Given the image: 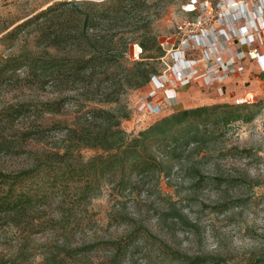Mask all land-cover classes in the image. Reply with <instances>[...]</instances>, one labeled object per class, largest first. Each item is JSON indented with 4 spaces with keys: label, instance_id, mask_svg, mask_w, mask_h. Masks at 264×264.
<instances>
[{
    "label": "rangeland",
    "instance_id": "374dc122",
    "mask_svg": "<svg viewBox=\"0 0 264 264\" xmlns=\"http://www.w3.org/2000/svg\"><path fill=\"white\" fill-rule=\"evenodd\" d=\"M72 1L99 3L108 0H0V56L34 50L37 31L22 33L15 43L7 39L8 34L51 6ZM159 1L161 8L167 7L162 9V16L155 21L152 31L167 53L162 61L149 60L147 63L154 67L158 75L166 77V87L156 90L150 84L140 92L127 85L112 89L130 116L122 123L126 133L135 136L156 121L184 108L231 104L247 97L256 100L258 106L245 112L243 120L234 123L225 137L210 147L208 159H203V154L186 156L181 164H173L170 176L162 177L159 184H139L131 192L113 191V187L108 186L88 202L84 201L74 185L69 189L59 187L53 205L40 220L30 215L20 224L0 222V264H57L51 253H56L57 247L65 244L66 236L70 239L68 242L80 245L94 240H117L137 229H147L157 239L150 242L138 240L124 264H180L162 256L159 240L183 255L220 257L225 264H259V257L264 255V204L260 201L264 196V57L260 62H253L247 56L245 72L230 75L225 82L215 83L214 86L211 82L203 85L200 81L184 85L186 82L181 83V80L185 76H179L182 71L190 69L208 74L225 54L230 57L233 50H242L248 55L247 51L255 49L248 43L253 37L260 39V34L264 33V23L261 21L264 11L256 6V15L242 23L241 17H237L242 13L239 9L242 10L244 2L249 0L223 2L220 10L213 6L217 0H211L213 3L202 10L209 21L201 26L197 23L199 12L196 11L195 15L184 12L183 7L189 0ZM220 14L225 19L222 15L219 17ZM229 15L233 20L224 22ZM258 20L261 22L259 31L254 24ZM179 24L182 28L180 32L177 29ZM242 27L249 32H244ZM120 29L125 37L132 33V28ZM214 29L227 30L229 37L225 39L218 34L209 39ZM197 34L205 42L200 47L198 43L196 47L193 46L194 37L191 36ZM219 42H223L224 47L216 46ZM136 45H132L127 58L129 67H133V63L143 62L142 58L146 57L145 54H135ZM207 49L210 54L203 59ZM259 53L264 55V46L259 48ZM181 60L194 62L190 69H180L177 73V69H174ZM197 72H192L190 78ZM26 76L25 71L19 73L20 78ZM66 90L61 93L51 84L34 87L22 82L4 85L0 89V145L11 147L15 153L0 155V170L18 172L28 168L33 162V152L52 149L60 144L68 128L79 123L82 114L78 113V103L84 107H116L99 104L102 97L98 91L84 90L77 88V85L69 86ZM151 90L156 92L152 93L150 101L160 105L157 114L143 109L137 102L141 94L149 97ZM69 96L73 97L72 104L61 114L45 115L38 119L34 116L21 118L13 124L2 121L1 113L13 105L53 102ZM93 98H97V101L91 102ZM248 117L253 119L247 121ZM40 129L47 130L41 136L43 138L28 137ZM232 149L244 153L233 152L235 154L229 155ZM96 154L93 150L83 153L85 158ZM203 176L208 180L199 181ZM227 183L232 186L227 187ZM225 204L231 207L220 212L219 208ZM51 221H58L56 230H52L53 227L48 224ZM119 221L125 223L119 224ZM62 227H66L71 234L63 237ZM110 255L107 251L99 252L92 254L89 260H66L64 264H109L112 261Z\"/></svg>",
    "mask_w": 264,
    "mask_h": 264
},
{
    "label": "trees",
    "instance_id": "16d2710c",
    "mask_svg": "<svg viewBox=\"0 0 264 264\" xmlns=\"http://www.w3.org/2000/svg\"><path fill=\"white\" fill-rule=\"evenodd\" d=\"M161 7L159 0L72 1L51 6L8 34L11 43L29 30L37 31L38 36L34 50L0 56V89L22 82L34 87L51 84L62 93L69 86L77 85V88L98 91L102 97L99 104L116 107H84L78 103V113L82 114L79 123L68 128L60 144L33 152V162L28 168L18 172L0 170V222L20 224L30 215L40 220L53 205L59 187L69 189L74 185L88 202L108 186H112L113 191L131 192L139 184H159L162 177L170 176L173 164H181L186 156L203 154L202 158L208 159L210 147L223 139L234 123L243 120L245 112L258 106L254 102L184 108L135 136L126 133L122 123L130 116L112 89L127 85L130 89L144 91L158 75L147 62L162 61L167 53L152 31L153 24L162 16V9L167 6ZM127 27L132 28V33L125 37L120 28ZM133 44H138L142 48L141 55L146 57L142 58L143 62L129 67L127 58ZM23 71L27 76L20 78L19 73ZM72 101L73 97L69 96L53 102L13 105L1 113L2 121L13 124L21 118L61 114ZM46 131L40 129L28 137H41ZM0 147L3 148L0 155L15 154L9 146L5 148L1 144ZM87 150L97 154L85 158L83 153ZM233 152L244 153L232 149L228 154H235ZM201 180L205 182L208 177L203 176ZM260 201L264 204V196ZM222 206L220 212L231 207L229 204ZM48 224L52 230L58 227V221ZM61 229H64L63 237L71 234L66 227ZM140 239L157 238L147 229H137L117 240H94L75 245L68 242L70 239L66 236L65 244L59 245L51 256L57 264H64L66 260L78 262L94 253L107 251L112 259L109 264H124ZM159 242V250L167 260L180 264H225L220 257L183 255L161 240ZM263 261L264 255L259 257V264H264Z\"/></svg>",
    "mask_w": 264,
    "mask_h": 264
},
{
    "label": "built area",
    "instance_id": "2783aa9c",
    "mask_svg": "<svg viewBox=\"0 0 264 264\" xmlns=\"http://www.w3.org/2000/svg\"><path fill=\"white\" fill-rule=\"evenodd\" d=\"M207 1V2H206ZM233 0H217L216 3L211 2V0H191L186 6L183 7L184 12L189 14V15H195L196 11L199 12V19L197 21V23H199L201 26L204 24H207L209 21V17H205L203 14L202 10H205L207 8V5H209V3H213L214 8H216L217 10H220L223 7V2L226 3H231ZM256 1V2H255ZM256 3V4H255ZM204 5V6H203ZM206 5V6H205ZM192 7L193 9H189V7ZM244 8L241 10L239 9L242 13L239 14V16H237L238 18L241 17V21L242 23H244L249 17H253L256 15V6L260 7L263 11H264V0H249V2H244ZM222 14H220L219 17H221ZM222 17L225 19V16L222 15ZM222 18V19H223ZM219 20V19H218ZM233 20L232 17L229 15L226 20H223L224 22H228V21ZM221 20H219V25H221ZM261 21L264 23V15L261 19ZM259 23V24H258ZM260 21H256L255 24V28L257 31H259L258 25H260ZM222 26H225L224 24H222ZM246 27H242V30H245L244 32H249L248 29ZM177 29L179 30V32L181 31V25L179 24ZM202 32H204V30H202ZM213 34L209 35V39L214 38L215 36L217 37V35L219 34V37L223 36L225 39L227 37H229V34L227 33V30H215L214 32H212ZM249 35V34H248ZM247 35V36H248ZM206 36V35H204ZM191 37L193 38V46H195L197 43L198 47L201 46V44H203V40H201V36L200 35H193ZM207 38V36H206ZM226 42V41H225ZM205 43V42H204ZM249 46H255V49H250L249 51H247L248 55L241 51L238 50H233L231 53V56L229 57V54H225L219 61L217 64V67H215V65H211L212 68H214L212 71H209L208 74L205 73H199L197 72V69H190V67L192 66L191 64L194 61H185V60H181L179 61L178 66H175V69L177 73H179V70L181 69H187L189 68L190 70H187L186 72L182 71V75H180L179 77L181 78L182 76H185L184 79L181 80L182 82H186L184 85H189L191 84V82L194 83H198L199 81L203 84V85H208V83H212V86H214L215 83H223L225 82L227 79L230 78V75H235V74H241L243 72H245V66L244 64L248 61V57L250 59L254 61H258L260 62V59L262 57H264V55H260L259 53V48H262V46H264V33L260 34V39H255V37H253L250 41V43H248ZM223 46V42L222 43H218L216 46ZM196 47V46H195ZM208 49L205 50L204 53V57L203 59L207 58L210 54V52L208 53ZM142 53V52H141ZM202 59V60H203ZM201 60V61H202ZM261 65V63H259ZM262 66H264V62H262ZM264 69V68H263ZM192 72H197L196 75L191 76L190 75ZM165 76H162V74L154 76L153 77V82L151 83L152 85H154L156 87V90H162L166 87L164 80H165ZM156 90H151L149 93V97L146 94H141V97L139 98V100L137 101L138 104H140V106L143 107V109H146L147 111L157 114L160 111V105H154L151 101L150 98H153L152 93L156 92ZM256 102V100L250 99V98H243V99H238L236 101L235 104H247V103H254Z\"/></svg>",
    "mask_w": 264,
    "mask_h": 264
},
{
    "label": "bare ground",
    "instance_id": "6f19581e",
    "mask_svg": "<svg viewBox=\"0 0 264 264\" xmlns=\"http://www.w3.org/2000/svg\"><path fill=\"white\" fill-rule=\"evenodd\" d=\"M189 9H193V8L190 6ZM135 47H136L135 54L138 56L142 52V48L138 45H136Z\"/></svg>",
    "mask_w": 264,
    "mask_h": 264
}]
</instances>
